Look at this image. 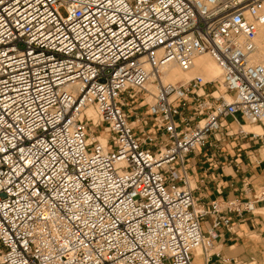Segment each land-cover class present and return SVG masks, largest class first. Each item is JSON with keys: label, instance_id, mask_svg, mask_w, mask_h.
Listing matches in <instances>:
<instances>
[{"label": "built area", "instance_id": "2783aa9c", "mask_svg": "<svg viewBox=\"0 0 264 264\" xmlns=\"http://www.w3.org/2000/svg\"><path fill=\"white\" fill-rule=\"evenodd\" d=\"M263 28L264 0H0V264H210L255 204L200 207L187 159L264 146ZM202 55L221 80H162Z\"/></svg>", "mask_w": 264, "mask_h": 264}, {"label": "crops", "instance_id": "0c3cea01", "mask_svg": "<svg viewBox=\"0 0 264 264\" xmlns=\"http://www.w3.org/2000/svg\"><path fill=\"white\" fill-rule=\"evenodd\" d=\"M254 128L251 133L263 134L260 126ZM227 130L235 133L238 128L230 121ZM262 143L253 142L250 135L233 138L217 148L199 149L187 159L190 185L200 207L233 200L255 204L253 213L230 215L232 230L223 227L217 231L210 264H264V203L257 200L264 192ZM211 224L208 217L204 232ZM194 264H204L203 257L197 256Z\"/></svg>", "mask_w": 264, "mask_h": 264}, {"label": "bare ground", "instance_id": "6f19581e", "mask_svg": "<svg viewBox=\"0 0 264 264\" xmlns=\"http://www.w3.org/2000/svg\"><path fill=\"white\" fill-rule=\"evenodd\" d=\"M261 36H263L264 39V28L261 30L259 34V38ZM209 57L210 56L208 55H202L196 57L193 61V67L189 71H183L175 64H169L165 66L163 69L162 80L165 83H172V84H176L180 82L186 83L197 76L203 77L207 82L221 80L222 69L214 60L213 62ZM253 62L255 64H261V65L264 64V40L261 43L258 40V51L254 56ZM88 114L90 117L97 119V116L93 110H90ZM255 134L263 135L261 134V131L256 132Z\"/></svg>", "mask_w": 264, "mask_h": 264}, {"label": "rangeland", "instance_id": "374dc122", "mask_svg": "<svg viewBox=\"0 0 264 264\" xmlns=\"http://www.w3.org/2000/svg\"><path fill=\"white\" fill-rule=\"evenodd\" d=\"M264 39H263V36H261L260 38H259V42L261 43L262 41H263ZM210 58V57H209ZM211 59V58H210ZM212 60V59H211ZM213 61V60H212ZM214 62V61H213ZM243 126H244V129L245 130H248V131H252V130H254L255 128H254V126L255 125H249V124H246V123H241Z\"/></svg>", "mask_w": 264, "mask_h": 264}]
</instances>
